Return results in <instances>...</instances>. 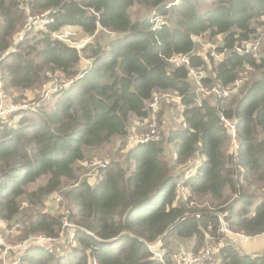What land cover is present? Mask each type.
I'll use <instances>...</instances> for the list:
<instances>
[{
  "label": "trees",
  "instance_id": "obj_1",
  "mask_svg": "<svg viewBox=\"0 0 264 264\" xmlns=\"http://www.w3.org/2000/svg\"><path fill=\"white\" fill-rule=\"evenodd\" d=\"M23 1L0 0L1 56L14 46L27 15L47 12L48 24L28 31L2 59L0 93L9 97L10 91L41 86L45 72L71 84L50 112L21 113L14 126L12 118L0 119V220L11 223L23 202L40 207L70 182L63 195L75 212L68 221L96 239L79 232L77 247L55 259L32 247L19 264H174L172 238L193 239L194 254L207 238L220 242L219 214L232 232L254 237L264 231V49L257 59L236 52L264 31V0H178L169 8L174 0ZM137 6L145 8L144 18L131 16ZM151 10L167 22L155 33ZM66 28L99 31L108 40L77 50L52 38ZM205 34L221 38L213 48L219 59L193 55L195 39ZM182 55L189 56L191 68L210 74L206 86L229 87L245 67L251 70L223 108L225 99H198L188 68L169 62ZM81 56L91 60L83 70ZM161 93L179 98L180 127L159 142L127 150L124 163L108 164L100 182L78 183L75 166L84 161V150L124 138L132 119L154 112L148 105ZM219 113L236 126V157L227 150L229 132ZM165 145H171L173 164L162 158ZM196 159V168L184 171ZM178 184L189 192L184 201L176 198ZM197 196L208 198L207 207L193 206H200ZM23 229L25 237H55L60 217L37 214ZM156 239L166 251L162 263L150 259L145 244ZM215 256L217 264H264V254H243L230 243H221Z\"/></svg>",
  "mask_w": 264,
  "mask_h": 264
},
{
  "label": "rangeland",
  "instance_id": "obj_2",
  "mask_svg": "<svg viewBox=\"0 0 264 264\" xmlns=\"http://www.w3.org/2000/svg\"><path fill=\"white\" fill-rule=\"evenodd\" d=\"M24 3H28L27 0L23 1ZM23 9L25 13H29L28 6H23ZM145 8L142 6H137L134 7L130 10V14L134 19L138 18H144L146 16ZM153 10L150 12V16H152ZM148 15V16H149ZM164 17V16H163ZM40 18V17H37ZM36 18V19H37ZM165 18V17H164ZM166 19V18H165ZM40 25V24H39ZM38 27V26H37ZM24 29V25L23 28ZM77 30L71 31L72 36L70 38V43L68 45H71V47L81 50L85 47V45L92 43L96 39H101L102 34L97 31L94 35H87L84 33L82 30H78V28H74ZM43 30V28H41ZM21 30L15 35L17 36ZM104 36L108 35L109 38L111 37L110 33H104ZM259 37V46L255 48V56L258 57L263 49H264V31L259 30L256 35ZM209 35L205 34L201 37H198L195 39L196 42V49L193 52V55L196 56H205L208 55L209 53L217 55L216 52H214L213 48L215 46L219 45L221 43V38H214V39H209ZM108 39H101L100 41L104 44ZM91 64V60L85 58L84 56H81L80 61H79V70H83L84 68H87ZM246 71H250L251 69L249 67H245ZM206 76H210L209 73H206L205 70H203ZM246 71H243L239 76L240 78H244L246 80V77L249 75L247 74ZM50 72H45L44 74L42 73V77L45 79L44 83L41 86H35L31 89L25 90V91H10L9 97L6 96V94L3 92V99L8 100L7 103L9 104H19L23 100L27 101L28 103H35L36 105V110L39 112H50L59 98L60 94L56 96L53 93H50L51 95H46L44 88H49V89H58L60 87L67 88L70 84L71 81L64 78L58 73H55L54 75H48ZM248 80V79H247ZM247 82V81H246ZM211 86H215L212 84H209ZM209 86V87H211ZM65 88V89H66ZM240 93V89H237L235 92L231 93V95L227 98H225V101L222 102V107L224 108L226 106L225 103L231 102L233 99H235L238 94ZM221 93L215 92L214 95H210L208 98H214L217 96H221ZM158 99L157 101V106L154 109V112H152L148 118H145L146 120L141 121V120H133L131 121L130 125L127 127V134L124 138L119 139L116 138L112 140L108 144H104L99 147L95 148H86L84 150L85 153V159L83 162L78 163L77 166H75L76 173H77V181L78 183L81 182H87L90 185L96 184L99 179V171L102 170V165H108L111 163H119L123 164L124 163V158L127 153V150L130 148H133L135 145L139 143H145V141H153V142H159L162 135H166L169 130L171 129H178L180 127V111L176 103H178V99H176L174 96L171 94H157ZM202 98V99H206ZM211 99V100H212ZM210 100V101H211ZM215 100V99H214ZM223 100V99H220ZM158 115V116H157ZM14 118V121H17ZM16 123V122H15ZM228 151L232 152L233 147L231 146V143H228ZM164 155H162V158L168 163V164H173L172 161V148L171 145H165L164 146ZM197 164H199L198 159L193 161L192 165L183 168L184 171H187V169H195ZM103 173V172H102ZM175 173L178 175L180 172L177 169ZM44 182V179L41 181L38 180L34 184H31L29 188L27 189L28 191H33L37 186L42 184ZM58 194L52 197V199L49 201L48 199L45 200L43 205L40 207L38 206H32L28 204L27 202L22 203L21 207V212L17 216L18 221L21 223V229L18 232H14V235H9L8 230L11 225L10 222H4L0 220V239L1 242L4 243L6 246L13 247L19 242H23L26 240L25 237V231L24 227H26L27 223L34 218L37 214H47L51 217L56 216L60 217L62 219H65V215L69 212L74 213L75 209L72 207V203L69 199L65 198L63 194H65L68 190H70L73 186H71L72 183L66 182ZM189 196V192L187 189H182V186L178 184L177 186V194L176 198L177 200L184 201L187 197ZM196 198L197 203L200 205H196V203H193V206H197L198 208H205L208 205V198L203 199L201 196H197ZM200 202H204L200 204ZM69 217V216H68ZM220 217V216H218ZM219 230V228H218ZM59 234V233H58ZM221 239L220 242H216L213 239L207 238L206 241L204 242V245L201 247V249L198 250V252H203V251H209L210 252V257L211 261L208 264H217L218 260L215 254L217 253V248L222 242H228L231 241L228 236L222 235L220 233ZM25 237V238H24ZM63 237V236H62ZM59 237L58 239L62 238ZM63 240L59 241V249L62 250H67V249H74L77 247V242L74 243V245H69L67 242L65 245L62 246ZM195 242L191 240H183V239H176L172 238L170 242L169 249L173 253V262L174 264H177V257L178 254L182 252H190V250H193V244ZM244 243H248L244 242ZM165 250V249H164ZM162 249L155 250L156 258L154 259L155 261H158L160 263L163 262L164 256L166 251ZM15 252L11 250L8 255L10 258L14 256ZM150 254V259L153 258V255L149 252ZM8 255L1 249L0 247V264H12L11 262H8ZM53 259H55V256H53ZM162 261V262H161ZM53 264V262H49Z\"/></svg>",
  "mask_w": 264,
  "mask_h": 264
},
{
  "label": "built area",
  "instance_id": "obj_3",
  "mask_svg": "<svg viewBox=\"0 0 264 264\" xmlns=\"http://www.w3.org/2000/svg\"><path fill=\"white\" fill-rule=\"evenodd\" d=\"M177 2H178V0L172 1L171 3H169L166 6V8H169L171 6L176 5ZM48 14L49 13L45 12V13H42L39 16H37L40 18H37V17L32 18V17L27 15L26 22L24 24V29H21V32L17 36H15L14 46H12L11 49L6 51L2 56L0 55V63H1L2 59L8 53H12V52L16 51L15 46L17 45L18 42H21L23 40L25 34L28 33V31H30L31 29H34V28H39V27L43 28L45 25L48 24V19H47ZM166 23H167L166 19L163 16L157 15L156 12L152 13V16L150 18V24L152 25V31L154 33L156 31H159L161 29V27L165 26ZM66 29H68V28H66ZM66 29H64L61 32L53 33L52 38L55 40L62 41L66 44L67 43L71 44L69 36L71 37L72 33L70 31H67ZM43 30H44V28H43ZM258 38L259 37H255L254 39L249 40L248 43L245 44L243 50L241 48H236V52L239 54L251 53L252 56L255 57V59H257L254 53H255V48L259 46ZM69 46H71V45H69ZM212 55L216 59H219L218 55H214V54H212ZM169 62H171L175 65H178V66H184V67L188 68V77H189L190 81L195 85L196 95H197L198 99L206 98L210 95H214L215 92H218V93L222 92V95L214 97V99H216V100L225 99V98L229 97L231 95V93H233L237 89H239L240 86L242 85L243 81H244V78H240V76H239V78L236 80V82L234 84H232L231 86L226 87V88L217 86L215 84H212L215 86H211V85L206 86L203 83V81L205 79L204 71L202 69L197 70V69L191 68L189 56H183V55L178 56ZM48 75H51V74H48ZM209 86H211V87H209ZM65 88H63V87H60L58 89L44 88L43 90H45L46 95H48V94L51 95L50 93H53L56 96H58ZM176 99L179 100L178 97H176ZM7 101L8 100L3 99V94L0 93V119L9 120L12 118L13 120H11V121L9 120V121H10V123L13 124V126L16 124L15 123L16 121H14V118L15 119H16V117L18 118L19 114L24 113V112H29V111L30 112L37 111L35 103H28L27 101L23 100L19 104H9V103H7ZM148 106L151 109V112L154 111V109L157 106V101L154 100L153 102L149 103ZM219 118H220L221 122L224 124V126L228 129L230 143H231V146L233 147L232 156L236 157L237 152H238V148H239V144H238L237 139H236V126L232 123V121L225 119L222 116V114H220V113H219ZM144 120H146V119H144ZM144 120H142V121H144ZM146 142H153V141L147 140V141H145V143ZM106 166L107 165H102V167H101L102 170L99 171L100 179L98 182H100L102 180V178H103L102 172L105 170ZM53 196H55V195H53ZM52 197H51V199H52ZM69 215H70V213L68 212L67 215H65V217H64L65 219L61 218L60 229L58 230L55 237H46V236L41 235V234L35 235V236H28L25 241L19 242L13 247L6 246L4 243L1 242V239H0V247L7 255L11 250H13L15 252V254L12 258H10L8 255V262H11L12 264H19L20 258L23 255V253L25 252V250L30 249L32 247L41 248L53 256L62 257L72 249H67V250L66 249L65 250L59 249L58 242L63 240L62 246L65 245L66 242L72 246V245H74L75 242H77L76 235L79 232L95 238V236L92 232L72 225L68 221ZM218 216H220L219 217V222H220L219 223V231H218L219 234L221 233L222 235L228 236L231 240L228 242H222L223 246H225V244H227V243H230L234 246V244L237 243L238 241L247 242V241L259 238V237H264V231L261 234L256 235L254 237H250V236H247V235H245L243 233H239V232H232L227 228V226L223 222V216L224 215L219 214ZM196 217L199 218L200 215H197ZM20 229H21V223L18 221V219H15L11 222L8 233H9V235H14V232H18ZM208 229L210 231L212 230V227L210 224L208 226ZM59 237H62V238L58 239ZM145 244H146L147 250L153 255V258L151 260H154L156 258V254H155V253H157V252H155L156 249L157 250H159V249L164 250V248L162 247L161 239H156L152 242H148ZM263 254H264V252H263ZM210 261H211V257H210L209 251H203V252L201 251L200 253L194 254V253H191V250H190V252H182V253L178 254V257H177V264H208V263H210ZM89 262H90L89 264H97L93 259L90 260Z\"/></svg>",
  "mask_w": 264,
  "mask_h": 264
},
{
  "label": "crops",
  "instance_id": "obj_4",
  "mask_svg": "<svg viewBox=\"0 0 264 264\" xmlns=\"http://www.w3.org/2000/svg\"><path fill=\"white\" fill-rule=\"evenodd\" d=\"M67 31H73L77 29L68 28ZM80 30V29H78ZM193 241V239H191ZM194 242V241H193ZM234 247L239 249L240 252L247 255H260L264 252V237H259L253 240L248 241V243L240 242L234 244Z\"/></svg>",
  "mask_w": 264,
  "mask_h": 264
}]
</instances>
